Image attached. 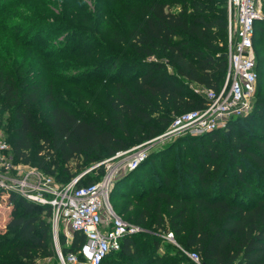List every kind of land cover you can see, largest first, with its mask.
Wrapping results in <instances>:
<instances>
[{
    "label": "trees",
    "instance_id": "16d2710c",
    "mask_svg": "<svg viewBox=\"0 0 264 264\" xmlns=\"http://www.w3.org/2000/svg\"><path fill=\"white\" fill-rule=\"evenodd\" d=\"M23 1L29 0H6L0 9V104L12 111L15 120L6 139L15 162L34 166L62 184L117 152L161 134L178 114L205 107L207 98L191 84L219 91L225 82L228 0H128L126 22L116 27L92 22H108L109 0H98L95 9L81 0H63L65 15L85 20L82 34L88 35L81 39L84 47L79 51L93 63L85 64L80 75H89L115 59L118 71L131 63L145 68L131 86L119 85L111 99L119 128L102 126L55 103L54 82L63 80L55 67L66 64L55 57L64 51L75 56L76 47L66 40L57 50L43 48L38 33L48 22L3 25L2 18ZM258 35L264 37L263 23L256 26L254 47ZM153 57L156 60H148ZM255 57L259 78L251 112L233 118L225 128L192 136L204 141L196 154L182 149L172 157L170 143L159 151L165 153L163 159L153 160L150 154L133 170L151 159L158 161L156 168L163 176L158 188H149L133 212L131 201L122 210L111 202L125 220L144 231L124 238L120 250L109 253L102 264H196L177 245L173 251L160 252L162 235L168 232L181 247L197 251L203 264H264V95H257L264 92V58L256 50ZM65 80L74 81L70 76ZM44 101L50 107L48 133L34 114ZM239 120L246 126L235 132ZM218 131L226 132L228 143ZM181 152L188 158L182 166L176 162L183 157ZM94 169L99 171L98 178L84 181ZM92 170L79 178L78 186L100 180L105 166ZM8 198L13 204L6 226L11 234L0 240V264H24V259L38 253L53 256L51 207L17 192ZM62 241L61 248L67 252L78 249L85 236L75 232L70 246L64 236ZM144 241L149 243L146 250L140 247Z\"/></svg>",
    "mask_w": 264,
    "mask_h": 264
},
{
    "label": "built area",
    "instance_id": "2783aa9c",
    "mask_svg": "<svg viewBox=\"0 0 264 264\" xmlns=\"http://www.w3.org/2000/svg\"><path fill=\"white\" fill-rule=\"evenodd\" d=\"M228 11V68L222 88L216 91L197 86L196 91L208 100L205 107L178 114L161 134L96 164L94 167L105 166V173L97 182L78 186L79 175L62 184L34 166L15 162L9 142L0 135L1 198L17 192L29 201L51 207L60 264H102L109 253L120 250L124 238L144 231L114 209L110 192L116 178L136 169L157 143L225 128L233 118L252 111L259 78L254 38L257 24H264V2L228 0ZM111 160H116L115 164L107 166ZM60 228L68 246L75 232L85 236L84 243L76 250L63 252L58 241ZM162 236L174 242L193 262L203 264L199 253L181 247L172 232Z\"/></svg>",
    "mask_w": 264,
    "mask_h": 264
},
{
    "label": "rangeland",
    "instance_id": "374dc122",
    "mask_svg": "<svg viewBox=\"0 0 264 264\" xmlns=\"http://www.w3.org/2000/svg\"><path fill=\"white\" fill-rule=\"evenodd\" d=\"M81 1L82 3L89 6V8L95 9L98 0ZM127 2L128 0H109L108 3L110 12L108 14V19H105L108 20V22L105 23L103 20L100 23H96L93 20L92 22L96 24V26H101L102 24V27H116L121 23L125 24L127 8H125L124 5L128 6L129 3ZM5 3L6 0H0V9L5 6ZM62 5L63 0L23 1V4L19 5L14 10V13L7 14L2 18L3 25L8 26L12 22H27L28 24L31 22L46 24L48 22L44 27H42L45 29H41L40 33H38L39 40L44 41L45 43V47L43 48H46L47 50L54 48L57 50L62 44H64V41L68 40V44L70 46L76 47V52H79L77 55L73 56L72 54L65 53L64 51V53L55 57L58 61L64 60L66 63L55 67V72L63 77V80L54 82L53 94L55 103L67 107L80 116L94 119L102 126L109 127L113 126L112 124H114L116 128H119L118 122L116 121V114L111 108V99L117 96L120 88L119 85L123 84L124 86L126 84V86H131V84H133L138 79V77L143 74L145 68L131 63L123 70L118 71V69L114 68L117 62L115 59L110 61V63H108L109 65L97 67V69H95L89 75H80V72H82V68H84L85 64L88 65L93 63V61L83 53V50V54L79 51L84 47V43L81 42V39L87 38L88 35L86 33L82 34V28L84 27L83 25L85 20H81L80 17L74 18L73 15L70 14L65 15V13L62 11ZM22 17L26 18L23 19ZM50 24L53 27L58 25V28H52L48 26ZM90 34L92 36H97V33L94 31L90 32ZM101 37H104V35L102 34ZM25 39H27V37H25ZM255 50L259 57L264 58V37L261 38L259 35L256 37ZM79 54L82 56L81 59L78 58ZM148 60H156V58H148ZM71 63L75 65L71 66ZM68 76L72 77L74 81L69 82L65 80L68 78ZM191 87L196 88L197 86L191 84ZM261 88L262 90L264 89V83ZM257 95L263 96L264 92L260 91ZM49 112L50 107H48V104L45 101L36 106L34 110L36 119L38 120L41 128L44 129L46 133L50 131L48 126ZM14 123L15 120L12 111L4 110L0 104V135L6 139L9 136V130ZM235 123V132L240 131V128L246 126L243 120L235 121ZM127 126L130 127L132 132V122L128 121ZM259 131L260 129L257 130V132ZM218 132L222 137H224L226 141L225 143H228L230 139L227 138L226 132ZM192 136L193 135L189 134L181 135L167 140L166 142L157 143L150 153L151 156L149 154L148 157L150 156L153 158V160H156L154 159L155 157L157 160L163 159L165 153H160L159 151L161 148L170 143H173V148H170L168 153L170 152L172 157L179 153L182 149H184V152L188 151L189 155L196 154L198 153V150L204 148V144L202 143L204 141L202 138H192ZM207 140L209 139L207 138L206 141ZM184 152H181V154L183 153V157H180L176 160V162L181 163V166L188 160V158L184 156ZM153 160H147V162L136 171H133L135 169L130 170L133 171L132 174L128 171L116 178V181L112 187L113 191L111 190L112 192H110V200L120 210L124 209L131 201L132 204L130 206V212H133V210L137 208V202H139L141 198L147 194V190L149 188H158V180H161L163 174L156 168L158 161L153 162ZM115 161L116 160H111L107 162V166H113ZM72 164L75 165V163ZM73 171L75 172V169ZM82 173L83 172H79L75 177L81 175ZM98 175L99 171L94 169L87 173L84 181L97 179ZM8 197L9 196H6L5 199L0 198V240L4 236H9L11 234L6 228L13 210V204L9 202ZM52 233L53 239L51 248L53 251V256H44L42 253L34 254L35 256L33 258L24 259V264H60L57 252V243L55 241L53 230ZM58 236L59 245L63 246L64 243L62 239L63 236L65 237V235L64 232H62V228H60ZM161 242L163 246L160 252H164L166 250H175L173 246L176 244L171 240L165 239ZM148 244V241H144L143 243H140V247L146 250L148 248ZM0 256H3V254L0 253ZM119 259L120 257L115 256V260Z\"/></svg>",
    "mask_w": 264,
    "mask_h": 264
},
{
    "label": "water",
    "instance_id": "95a60500",
    "mask_svg": "<svg viewBox=\"0 0 264 264\" xmlns=\"http://www.w3.org/2000/svg\"><path fill=\"white\" fill-rule=\"evenodd\" d=\"M93 169V167L90 169V170H92ZM90 170H87L86 172H83L82 174H81V176H83L85 173H87V172H89ZM80 176V177H81Z\"/></svg>",
    "mask_w": 264,
    "mask_h": 264
}]
</instances>
